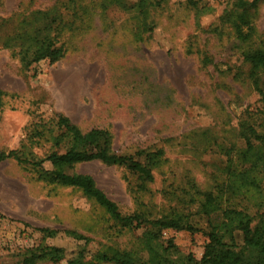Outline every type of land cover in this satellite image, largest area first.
<instances>
[{
    "label": "rangeland",
    "instance_id": "obj_1",
    "mask_svg": "<svg viewBox=\"0 0 264 264\" xmlns=\"http://www.w3.org/2000/svg\"><path fill=\"white\" fill-rule=\"evenodd\" d=\"M142 9L138 0H0V42L58 15L64 49L57 61L25 68L0 44V153L43 157L63 114L82 131L107 129L114 153L153 175L145 181L126 164L99 160L65 168L91 175L123 214H140L135 228L39 167L0 161V264L52 246L62 259L34 264H67L80 249L88 260L118 251L137 264H186L201 257L209 219L235 208L255 225L264 210V103L245 60L264 53V0H146ZM243 171L258 189L241 184ZM208 193L222 207L211 216L200 206ZM169 218L195 230L163 229L149 244L150 222Z\"/></svg>",
    "mask_w": 264,
    "mask_h": 264
},
{
    "label": "trees",
    "instance_id": "obj_2",
    "mask_svg": "<svg viewBox=\"0 0 264 264\" xmlns=\"http://www.w3.org/2000/svg\"><path fill=\"white\" fill-rule=\"evenodd\" d=\"M258 0H251L255 4ZM146 0H138L141 7L140 13ZM45 16V15H43ZM57 16L51 18L49 23L36 26L32 35L29 28H21L18 34L0 42L2 47L11 48L19 58L20 64L27 68L32 63L43 59L54 62L64 55L61 44H57V36L62 25L61 18L57 22ZM57 22V23H56ZM153 26H147L146 30L151 32ZM245 60L250 64V78L255 89L261 95L264 103V53L254 51L247 53ZM57 128L55 134H50L49 150L43 157L22 158L16 149L0 153V161L13 158L18 162L29 163L33 167H39L45 179L60 183L65 186L79 189L83 195L97 203L115 221L123 226L138 228L144 223L140 214H123L117 204L101 190L94 178L83 172L67 171L65 168L72 167L76 163L99 160L105 164H126L132 171L137 173L143 180L153 179L149 166L132 156H122L112 150V136L107 129L91 128L82 131L68 116L58 114L54 122ZM247 151L252 150L253 145L250 137L245 136ZM155 151L154 155L159 154ZM259 160V158H257ZM49 164L51 168L45 167ZM256 167V164H254ZM239 179L243 186H253L258 189L256 179L250 177L249 172L239 173ZM218 198L208 193L201 203L202 212L211 216L218 210H222ZM210 218V217H209ZM255 218L243 210L226 208L222 211L221 217L215 220L209 219L206 232L207 241L203 253L198 260L190 259L186 264H264V210L258 215L255 225H252ZM151 228L147 231L149 244H152L162 233L163 229H187L194 231L195 228L188 223L182 222L179 218L157 219L150 222ZM48 236L53 237L54 230L43 229ZM240 233L241 243L237 244L235 233ZM79 237V236H78ZM81 237V236H80ZM225 237L229 241L225 240ZM150 246V245H149ZM44 250V249H43ZM40 254L31 253L23 259L22 264H34L35 260L48 258L53 262L62 259L64 250L61 247L52 246ZM85 249H80L72 256L67 264H101L110 262L113 264H137V262L125 252L97 253L94 258L86 259Z\"/></svg>",
    "mask_w": 264,
    "mask_h": 264
}]
</instances>
